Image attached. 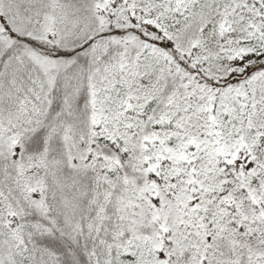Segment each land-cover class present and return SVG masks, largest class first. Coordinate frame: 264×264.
Listing matches in <instances>:
<instances>
[{"label":"snow or ice","instance_id":"snow-or-ice-1","mask_svg":"<svg viewBox=\"0 0 264 264\" xmlns=\"http://www.w3.org/2000/svg\"><path fill=\"white\" fill-rule=\"evenodd\" d=\"M0 264H264V0H0Z\"/></svg>","mask_w":264,"mask_h":264}]
</instances>
